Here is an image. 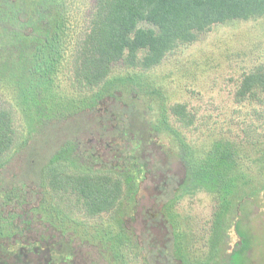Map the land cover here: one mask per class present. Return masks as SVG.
Segmentation results:
<instances>
[{"label":"rangeland","instance_id":"374dc122","mask_svg":"<svg viewBox=\"0 0 264 264\" xmlns=\"http://www.w3.org/2000/svg\"><path fill=\"white\" fill-rule=\"evenodd\" d=\"M65 1L53 77V109L65 120L45 123L52 114L34 118L18 107L14 127L27 132L0 170V264H238L228 259L238 232L264 222V107L235 100L243 76L264 66V18L214 25L133 81L117 65L112 85L98 96L85 92L81 103L68 100L71 67L95 0ZM177 105L192 124L172 115ZM125 111L138 118L133 130L120 122ZM85 118L90 126L81 132ZM249 129L261 140L255 146L242 142ZM67 140L79 145L75 161L42 172ZM218 141L234 169L211 186L195 185L191 164L203 163ZM94 171L122 179L115 210L86 218L76 201L52 199V176Z\"/></svg>","mask_w":264,"mask_h":264},{"label":"trees","instance_id":"16d2710c","mask_svg":"<svg viewBox=\"0 0 264 264\" xmlns=\"http://www.w3.org/2000/svg\"><path fill=\"white\" fill-rule=\"evenodd\" d=\"M66 4L65 0H0V97L5 103L0 105V170L10 161L3 159L6 152L26 136L24 124L19 129L14 127L18 107L34 118L52 114L45 123L50 119L65 120L63 116L56 117L61 113L53 109V77L60 60L57 46L61 31L57 32L56 27L65 22ZM257 18H264V0H95L88 34L72 62L73 92H69L68 100L81 102L87 97L85 92L94 96L98 94L96 89L103 87L101 90L106 91L114 81L110 78L117 65L128 71V79L133 81V73L144 74L155 68L180 44L194 42L198 34L212 26ZM235 100L264 107V66L243 76ZM170 111L186 126L193 123L186 106L177 105ZM114 113L117 116L118 112ZM125 115L123 118L122 113L118 121L135 129L138 118L132 111H125ZM89 126L85 118L81 132H87ZM260 141L253 130L244 132L242 142L255 146ZM222 142H213L203 163L194 159L191 174L195 185L211 186L234 169L235 157ZM78 147L74 140L65 141L42 172L51 173L73 163ZM113 156L114 160L118 158ZM122 182L101 171L77 177L56 174L49 188L52 199L66 196L80 205L86 218H93L120 205ZM225 231L226 228L217 230V241L222 240ZM238 235L235 252L228 259H237L238 264H264V222Z\"/></svg>","mask_w":264,"mask_h":264}]
</instances>
